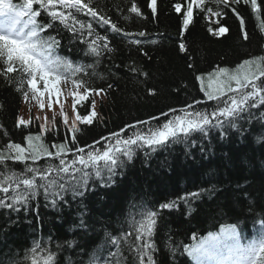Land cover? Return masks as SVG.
Here are the masks:
<instances>
[{
	"label": "trees",
	"instance_id": "16d2710c",
	"mask_svg": "<svg viewBox=\"0 0 264 264\" xmlns=\"http://www.w3.org/2000/svg\"><path fill=\"white\" fill-rule=\"evenodd\" d=\"M96 2L100 10L120 28L131 33L143 31L145 36L134 35L122 39L119 34L109 33L110 46L115 51L101 57L96 74L93 76L92 70H88V74L68 75L73 80L88 81L87 87L93 89L88 92L87 101L76 106L78 113L91 112L92 101L95 100L93 94L102 93L95 110L100 119H93L91 125H77L80 128L76 133L78 147L92 145L127 124L148 120L152 115L158 116L161 110H179L189 103L194 104L195 100H205L204 93L199 91L201 81L196 79L197 76H201L204 83L216 75L218 67H227L232 73L245 59L264 55V32L260 31V21H257L250 5L241 8L245 20L243 31L239 29V20L233 14L209 17L202 15L195 7L193 23L185 30L182 14L176 13L173 7L182 0H157L155 15L145 7L150 0H138L142 9L139 17L126 10L129 0ZM186 3L187 0H183V5ZM261 17L264 20V9ZM217 19L229 28L225 36H213L208 32ZM97 30L104 35L103 29ZM245 32L249 34V40L243 39ZM129 39H139L142 43L130 45L127 42ZM180 43L185 44V52L179 50ZM64 44L59 55L73 60L74 67L90 62L82 60L78 50L70 52L66 39ZM189 63L193 65L192 68L188 67ZM130 66L138 71L131 72ZM5 68L6 65L0 62V143L21 142L26 146L23 137L29 131L37 134L40 125L44 124L39 118L32 117L29 127L21 133L16 125L25 100L23 92L17 90L20 88V74L18 71L5 74ZM222 77L224 80L227 78ZM149 89L157 94L152 95ZM29 90L25 79L23 91ZM236 97L239 99L240 96ZM207 103L214 104L215 101ZM84 105H87V112L83 109ZM252 113L251 119L237 121L239 129L228 127L227 120L222 117L225 120L223 138L220 129L210 130L204 139H201L200 133H194L193 138L198 140V144L187 148L191 156H185V145L174 144L168 149L158 150L145 163L144 151L148 149L139 151L122 170L123 175L115 178L113 185L101 187L97 184L86 193L83 204L87 206L88 219L90 222L98 221L95 228L100 229L86 239L82 232L73 231L78 224V213L83 210L77 202H73L70 208L63 207L62 211L45 208L42 198L31 210H21L18 214L0 209V264H8L9 260L31 264L34 239L44 242L49 249L57 243L77 241L81 247L64 251L61 257L70 256L75 264H81L88 260L85 253L103 240V226L118 232V222L128 219L129 213L140 211L141 204L159 209L160 203L213 186L215 193L196 201L191 214L183 204L177 209L160 210L163 220L155 236L159 264H173L172 254L167 247L169 236L177 244H188L194 236L201 237L222 225L236 224L242 239L257 240L264 232V138H261L264 136V120L256 117L264 113V106L258 104ZM45 127L58 131V135L49 131L43 133L44 142L50 150L55 151L48 141L66 142L63 120L59 118L56 123L47 122ZM5 130L9 133L7 137L3 135ZM201 146L205 149L203 153ZM66 159L70 160L72 156L69 154ZM45 163V159L39 161L41 165ZM98 163L102 166L104 162ZM81 248H84L83 252ZM36 257L40 258L41 253L37 252ZM174 264L193 263L186 253H177Z\"/></svg>",
	"mask_w": 264,
	"mask_h": 264
},
{
	"label": "snow or ice",
	"instance_id": "6c2138e0",
	"mask_svg": "<svg viewBox=\"0 0 264 264\" xmlns=\"http://www.w3.org/2000/svg\"><path fill=\"white\" fill-rule=\"evenodd\" d=\"M249 5L257 21H260V31L264 32V20L261 17L264 0L260 3L258 0H187L186 5H183L182 0L173 7L176 13L182 14L185 30L193 23L195 7L202 15L209 17L220 18L233 14L239 20V29L243 31L245 20L241 8ZM145 7L150 8L155 15L158 10L157 0H150ZM126 10L137 17L142 15L138 0H129ZM98 28L103 29L104 35L100 34ZM208 32L222 37L229 32V28L217 19L214 27L208 28ZM109 33L119 34L122 39L134 35L145 36L143 31L131 33L120 28L100 10L96 0H21L19 3L0 0V62L6 65L5 74L19 72L20 88L17 90L23 92L25 100L29 98L28 92L23 91L25 79L33 98L39 99L37 93L40 96L43 93L37 88L38 81L43 82L45 91L58 93L57 84L69 74H88V70H92L91 75L94 76L101 57L115 51L110 46ZM65 39L70 52L78 50L81 59L90 62L74 67L73 60L60 56L59 51L65 47ZM243 39L249 40V34L245 32ZM127 42L130 45L142 43L139 39H129ZM179 50L186 51L184 43H180ZM188 67L192 68L193 65L189 63ZM130 71L137 72L138 69L130 66ZM220 76L227 78L220 80ZM216 77L215 87L212 83L205 87L203 78L196 77L201 81L199 91L204 93L205 100H195L194 104L189 103L186 108L179 110H161L158 116L152 115L148 120L127 124L92 145L78 147L79 138L76 133L80 131L78 123L91 125L93 119H100L94 110L95 100L92 101L93 110L88 114L77 113L71 124L69 116L61 110L66 142L48 141L55 151L46 145L43 133L49 131L50 134L58 135V131L48 129L45 125H40L37 134L29 131L23 137L26 146L21 142L0 143V209L18 214L21 210H31L42 198L45 208L62 211L63 207L70 208L73 202H77L83 210L78 213V224L73 231L82 232L85 239L94 232L98 233L100 229L95 228L98 221H89L87 206L83 204L86 193L97 184L101 187L113 185L115 178L123 175L122 170L134 160L139 151L148 149L144 151L145 163L158 150L168 149L174 144L185 145V156H191L187 148L198 144V140L193 138L194 133H200L201 139H204L210 130L220 129L223 138L225 120L222 117L227 120L228 127L239 129L238 120L251 119L252 109H256L258 104L264 106V79H261L264 77V55L245 59L231 74L229 68L218 67ZM232 81L236 84L235 88L232 87ZM72 83L84 89L83 95L73 93L75 109L78 103L87 101L88 92L93 89L87 87L89 82L86 80L74 79ZM245 89L250 91L245 92ZM149 92L157 94L152 89ZM230 93L233 95H228ZM234 93L240 94L239 99ZM211 101L215 103H207ZM39 106L43 109L44 104L40 103ZM83 109L87 112V105ZM256 118L264 120V113ZM16 125L23 133L30 121L19 118ZM3 135L7 137L9 133L5 130ZM200 151L203 153L204 147L201 146ZM69 154L72 156L70 160L66 159ZM41 159H45L46 163L39 164ZM100 161L104 162L102 166L98 163ZM215 191V186L192 191L160 203L159 209L141 204L140 211L129 213L128 219L118 222V232L103 226V240L85 253L88 260L81 264H159L155 236L163 220L160 210L177 209L183 204L191 214L194 210L192 205L196 201L205 195H213ZM168 240L170 243L167 247L172 254L173 264L177 253H186L193 264H264V232L257 240L241 244L236 224L222 226L219 233L209 232L206 237L192 244H177L171 236ZM75 247L81 246L75 240H68L49 249L44 242L34 239L31 264H75L70 256L61 257L62 252ZM37 252L41 253L40 258L36 257ZM8 264L24 262L9 260Z\"/></svg>",
	"mask_w": 264,
	"mask_h": 264
},
{
	"label": "rangeland",
	"instance_id": "374dc122",
	"mask_svg": "<svg viewBox=\"0 0 264 264\" xmlns=\"http://www.w3.org/2000/svg\"><path fill=\"white\" fill-rule=\"evenodd\" d=\"M253 70L255 71L254 68ZM219 79L224 80L222 76H220ZM216 80H217V77L215 75L213 78H209L207 82L204 81V84L208 86L209 83H212L213 86L215 87ZM40 84L42 86H40ZM231 84L233 88L236 87V84L234 81H232ZM37 88L39 89L40 92L43 93V95L40 96L39 93H37V96L39 97V99L33 98L31 90H29L28 91L29 98L27 100H24V109L22 110L20 118H23L25 120H31L32 117H36L41 120L42 124L47 125V122L51 124L52 122L56 123L57 119L59 118L62 119L61 110L63 109L64 113L69 116V124H71L72 118H74V116L78 113V111L76 110V107L75 109H73V101L75 99V96L73 95V93H75L77 96L83 95L84 89L81 87H77L76 85L72 83L71 80L65 79V78H62L60 82L57 84V88L59 89L58 93L57 92L49 93L45 91L43 88L42 81H39L37 83ZM249 90L250 89H245L244 91L247 92ZM234 95L240 96L239 93H234ZM88 96H89V93H88ZM93 97L95 98V102H96L94 110H97V107L99 106V103H100V98H102V93L96 92L93 94ZM40 103L44 104L43 109L40 108L39 106ZM49 104H51V107H49ZM78 104L76 106H78ZM220 229L218 231H215L214 233H219ZM237 231L240 234L238 227H237Z\"/></svg>",
	"mask_w": 264,
	"mask_h": 264
},
{
	"label": "bare ground",
	"instance_id": "6f19581e",
	"mask_svg": "<svg viewBox=\"0 0 264 264\" xmlns=\"http://www.w3.org/2000/svg\"><path fill=\"white\" fill-rule=\"evenodd\" d=\"M232 69H233V68H232ZM232 69H231V70H232Z\"/></svg>",
	"mask_w": 264,
	"mask_h": 264
}]
</instances>
